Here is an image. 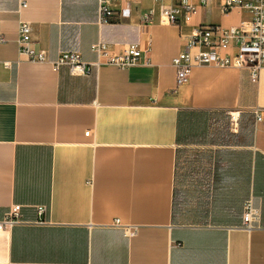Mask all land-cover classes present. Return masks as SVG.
I'll use <instances>...</instances> for the list:
<instances>
[{"label":"crops","instance_id":"crops-1","mask_svg":"<svg viewBox=\"0 0 264 264\" xmlns=\"http://www.w3.org/2000/svg\"><path fill=\"white\" fill-rule=\"evenodd\" d=\"M190 3L178 25L155 0L100 25L99 0H0V264H264V69L253 84L247 70L197 67L177 86L173 64L196 28L253 15ZM21 23L47 62L21 52ZM99 41L147 53L127 70H53L65 52L96 63ZM15 205L21 223L7 227Z\"/></svg>","mask_w":264,"mask_h":264},{"label":"built area","instance_id":"built-area-1","mask_svg":"<svg viewBox=\"0 0 264 264\" xmlns=\"http://www.w3.org/2000/svg\"><path fill=\"white\" fill-rule=\"evenodd\" d=\"M131 0H99L98 23L108 25L116 15L128 17L130 15L129 2ZM164 3L162 9V22L178 25L180 16L188 19L195 13L196 7L190 0H155ZM206 4L210 0H200ZM222 10L229 12L234 8L250 11L253 15L248 27L224 29L221 27L196 28L188 40L185 50L174 60L177 70L176 84L181 86L187 82L194 68L216 67L247 70L250 81L257 84L260 73L264 69V0H217ZM23 8L26 4H23ZM32 27L28 23H21L19 28V47L21 52L33 62H47L44 53L32 48ZM1 41H4L0 38ZM233 43L237 45V53L233 56H222L221 52L227 50ZM92 51L97 55V62L88 64L81 60L77 53H62L57 60L51 62L54 71L68 67L72 74L88 75L93 67L110 65L127 70L140 64L147 51L138 45H128L123 52L116 53L111 46L99 41L92 46ZM258 120L260 118L258 117ZM232 122L236 118L232 116ZM90 135V132L86 133ZM39 214L45 213V207L38 208ZM21 206H13L6 215L5 225L11 227L20 221ZM261 212L256 207L254 199H248L243 210V229L252 231L258 228ZM126 235L134 236L137 228H126Z\"/></svg>","mask_w":264,"mask_h":264}]
</instances>
